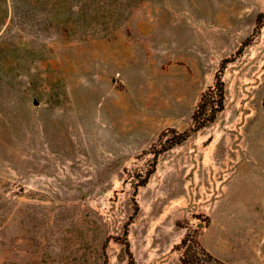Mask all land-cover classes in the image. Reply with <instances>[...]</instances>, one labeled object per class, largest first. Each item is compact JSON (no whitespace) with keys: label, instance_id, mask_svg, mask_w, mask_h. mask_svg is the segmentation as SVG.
I'll list each match as a JSON object with an SVG mask.
<instances>
[{"label":"rangeland","instance_id":"374dc122","mask_svg":"<svg viewBox=\"0 0 264 264\" xmlns=\"http://www.w3.org/2000/svg\"><path fill=\"white\" fill-rule=\"evenodd\" d=\"M188 233L264 264V0H0V264H183Z\"/></svg>","mask_w":264,"mask_h":264},{"label":"trees","instance_id":"16d2710c","mask_svg":"<svg viewBox=\"0 0 264 264\" xmlns=\"http://www.w3.org/2000/svg\"><path fill=\"white\" fill-rule=\"evenodd\" d=\"M224 66L225 62L222 65V69ZM225 99V82L218 75L215 84L210 85L203 92L200 102L193 113L194 127L185 132H176L175 138L169 140V144L165 146V150L186 140L191 131H197L213 123L218 113L225 108ZM146 182V180H143V184ZM177 248L183 250L181 255V262L183 264H228L202 246L197 239L191 237L190 233L183 237L182 241L177 245Z\"/></svg>","mask_w":264,"mask_h":264}]
</instances>
